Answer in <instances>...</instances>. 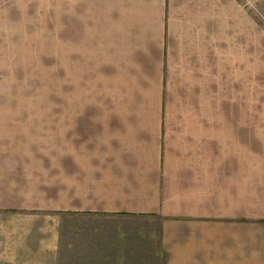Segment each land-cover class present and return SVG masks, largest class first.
Instances as JSON below:
<instances>
[{
  "label": "crops",
  "instance_id": "obj_1",
  "mask_svg": "<svg viewBox=\"0 0 264 264\" xmlns=\"http://www.w3.org/2000/svg\"><path fill=\"white\" fill-rule=\"evenodd\" d=\"M193 2L0 0V59L37 53L4 46L41 30L65 69L94 71L61 148L0 140V264H264V127L216 125L213 93L174 92L207 21Z\"/></svg>",
  "mask_w": 264,
  "mask_h": 264
},
{
  "label": "rangeland",
  "instance_id": "obj_2",
  "mask_svg": "<svg viewBox=\"0 0 264 264\" xmlns=\"http://www.w3.org/2000/svg\"><path fill=\"white\" fill-rule=\"evenodd\" d=\"M37 1L39 11L46 12L60 8L62 2ZM195 1L194 13L203 10L207 21L201 39L193 43L198 47L182 45L185 55L178 56L172 71L178 84L175 95L194 91L189 96L193 100V95L208 91L215 97L216 125L243 124L248 131L249 127L263 128L264 0H207L203 4ZM186 10L191 13L190 7ZM41 32L39 45L21 46L7 39L4 46L7 50L34 48L37 53H17L15 58L7 53L0 59V66H16L0 68V140L37 141L40 157L50 150L48 143L61 148L64 117L69 110L79 109L78 94L82 108H88L85 91L90 88L87 83L94 80V71L65 69L61 44L56 41L54 46H48L44 31ZM190 98L187 109L194 107Z\"/></svg>",
  "mask_w": 264,
  "mask_h": 264
}]
</instances>
